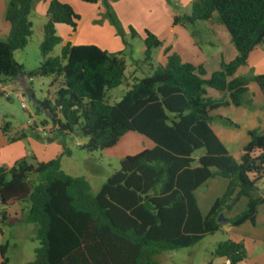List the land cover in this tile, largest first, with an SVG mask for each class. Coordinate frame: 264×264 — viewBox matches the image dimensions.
<instances>
[{
  "label": "trees",
  "instance_id": "obj_1",
  "mask_svg": "<svg viewBox=\"0 0 264 264\" xmlns=\"http://www.w3.org/2000/svg\"><path fill=\"white\" fill-rule=\"evenodd\" d=\"M101 1L114 22L110 3ZM32 2L6 0L4 20L9 32L0 39V83L25 75H53L56 83L61 78L54 98L38 101L36 110L46 113L57 135L86 137L82 147L88 151L112 147L129 131L144 135L154 146L122 157L119 168L95 194L85 178L61 169L60 156L38 161L29 155L11 166L0 165L1 223L37 227L39 245L27 264H156L155 255L161 251L191 247L220 230L218 217L241 196L247 198L245 209L228 223L254 221L262 201L257 184L264 176V130L247 129V141L235 159L210 123H233L222 113L238 117L243 103H264V73L235 75L251 50L264 42V0H195L190 14L173 18L174 24L193 23L216 14L226 27L236 56L222 61L207 78L193 52L178 42L164 46L153 66L152 52L162 41L144 30L143 59L132 61L145 66L149 74L134 77L112 104L108 92L126 79L125 54L92 44L62 43L56 25L66 24L74 31L80 18L68 3L48 2L38 66L25 72L15 60L14 51L23 48L32 34ZM131 34L137 33L131 28ZM59 44L60 54L51 56ZM251 83L255 92H249ZM209 88L216 97L208 93ZM9 125L2 124L4 134ZM25 136L21 131L7 140ZM196 151L201 153L195 156ZM216 175L228 184L203 216L194 190ZM21 202L27 207L18 216L7 217L6 208ZM6 248L7 243L0 244V264H9ZM212 254L236 264L246 251L243 243L225 239L216 243Z\"/></svg>",
  "mask_w": 264,
  "mask_h": 264
},
{
  "label": "rangeland",
  "instance_id": "obj_2",
  "mask_svg": "<svg viewBox=\"0 0 264 264\" xmlns=\"http://www.w3.org/2000/svg\"><path fill=\"white\" fill-rule=\"evenodd\" d=\"M168 1L172 3L174 8L176 7V12L181 14L179 16H183L184 13L190 14V3H185L183 0ZM110 7L114 15V22L106 15L105 6H103V13L99 17L103 26H105L103 28L105 31L109 32L110 29L115 31L120 44L114 48H119L116 50L123 52L127 61V68L125 70L126 79L118 87L108 92L107 101L112 104L120 100L124 92L129 88L133 72L138 77L149 74L145 66L135 65L133 61L141 63L143 59L144 30L149 31L150 28L151 30H160L159 27L164 20L161 18V20L157 21L152 18V15L154 17L162 13V7L159 3L148 4V2L146 3L143 0H114V3H110ZM29 18L33 24L32 34L27 44L23 48L15 50L13 54L15 60L23 65L25 72L35 69L41 61L39 46L43 38L42 26L44 18L38 14L36 15V13L30 15ZM131 28L137 33L135 36H132ZM189 29L190 33L192 34L193 32L199 39L204 38L206 34L205 30L196 34L195 28L190 26ZM149 32L152 33L151 31ZM60 49L61 45H56L50 52V55L58 56ZM161 49L162 47L159 46L152 52L153 66L159 60ZM130 63L133 65L131 69L129 68ZM32 78V81H28L25 78L28 91L24 90L19 81H16L14 84L3 83L14 94L22 91L26 99V108H22L19 99L14 94H12L10 99L0 96V129L4 122L10 123L7 133L4 134L2 132L5 138L7 136H14L21 131H24L28 136H34L35 125L48 126L51 124L44 111L36 110V105L43 98L53 99L57 85L62 79L57 78L56 83L53 82V75H36L32 76ZM250 89L253 90V86H250ZM244 98L247 99V95ZM251 105L243 103L241 106L242 114L238 119L231 117L228 113H223V116L233 123L220 120H214L210 123L213 132L236 159H238L237 153L240 146L246 141V128L258 127L257 116L260 129L258 130L263 131L264 123L261 124V122L264 120V112L261 111L262 106L258 104L257 108H255L254 103ZM253 113L257 114V116L253 115ZM43 121H45V124H43ZM35 135L42 137L39 134ZM47 135L46 139L54 138L56 145H59L62 150L67 149L69 151L60 154L61 169L73 177L85 178L93 194L97 193L102 183L112 172L119 168V161L122 157L135 154L143 149H150L154 146V143L150 139L132 131L124 134L121 141L116 145L93 151H88L82 147L87 139L80 134H67L63 138L57 135L54 130H51ZM28 149L30 148L28 147ZM200 153L201 151H196L194 155L196 156ZM33 178L35 180L36 176H33ZM263 184L264 176L258 181L257 186H262ZM1 226L3 234L1 235L0 243H7L6 256L9 258V264H27L32 261L35 249L39 245L36 238V225L33 223L15 222L12 224H2ZM223 238H225L224 234L218 230L213 236L212 234L207 235L191 247L175 251H161L155 255L156 264H199V262L210 258V252L214 250L216 245L215 242H219Z\"/></svg>",
  "mask_w": 264,
  "mask_h": 264
},
{
  "label": "crops",
  "instance_id": "obj_3",
  "mask_svg": "<svg viewBox=\"0 0 264 264\" xmlns=\"http://www.w3.org/2000/svg\"><path fill=\"white\" fill-rule=\"evenodd\" d=\"M49 1L50 0H33L31 15L36 13V15L38 14L43 17L45 22V12ZM59 1L70 4L80 17L77 28L74 31L66 24L56 25V32L61 37L62 43L69 42L71 45L92 44L108 52H118L116 49L119 48L114 47L116 45L117 47L119 46V38L116 37L113 29H110L109 32L103 29L105 26H103L99 17L103 13V4L101 0L96 3H88L82 0ZM107 1L109 3H114V0ZM143 1H146V3L148 2V4H161L162 15H155V18L152 15L154 20L159 21L161 18L164 20L159 27L160 30H151V28L149 30L162 41L161 47L163 48L166 45L178 42L187 49L191 50L195 60L200 62L203 66L204 78L209 77L214 71H216L222 61L228 62L236 56L237 50L230 40V35L224 24L216 17V14H213L211 18L206 20H197L193 23L174 24L173 18L181 14L176 12L177 9L172 6V3L169 1L167 2V0ZM193 1L195 0H183V2L190 3V5H192ZM5 7L6 0H0V39L7 37L9 32V27L4 20ZM190 26L195 28L194 30L196 31V34L205 30L206 34L204 35V38L199 39L193 32L191 34V31H189ZM132 66V63H130L129 68L131 69ZM247 73H264V42L251 50L246 64L238 67L235 75H243ZM134 77L138 76L133 72L131 78L133 79ZM16 81H19L21 85L20 78L18 80L6 82L14 84ZM250 86H253V90L250 89ZM255 89V85L251 83L249 85V91L255 92ZM208 93L212 96H217L216 91L213 89L209 88ZM253 103L255 108H257L258 104L261 105V111L264 112L263 102L255 101ZM238 112V117H234L231 112L228 111L223 113H228L231 117L238 119L242 114V107L239 108ZM253 115L257 116L255 113H253ZM258 120L257 116L258 127H247L246 130L249 128L259 129ZM263 123L264 120L261 124ZM46 137H38L35 134L34 136H28L26 134V136L22 139L9 142L7 138L4 137L0 129V165L11 166L16 160L29 155H33L38 161H48L52 158L60 156L63 152L61 147L56 145L54 138L46 139ZM246 141L240 146L239 152L237 153L238 157L240 155L241 148ZM27 146L30 149H28ZM227 184L228 180L226 178L216 175L206 179L198 188L194 190V196L198 208L203 216L207 214L215 199L223 194ZM258 193L262 201L257 205L253 222L246 220L237 226H233L228 223L229 219L236 217L245 209L247 198L244 196L239 197V199L232 204L229 210L222 212L223 218L227 219V221H222L220 228V231L225 236L222 240L231 239L235 242H241L245 247V258L236 264H264V184L262 186H258ZM27 205L28 204L26 202H21L8 206L5 210L7 217L18 216L21 213V210L25 209ZM2 224L4 223H1L0 221V238L3 234ZM214 234H212V236ZM212 253L213 250L210 252V258L199 262V264H225L226 258L213 256Z\"/></svg>",
  "mask_w": 264,
  "mask_h": 264
},
{
  "label": "built area",
  "instance_id": "obj_4",
  "mask_svg": "<svg viewBox=\"0 0 264 264\" xmlns=\"http://www.w3.org/2000/svg\"><path fill=\"white\" fill-rule=\"evenodd\" d=\"M25 78H27L28 81H32L33 78L32 77H26V76L24 78H20L22 87L24 88L25 91H27V85H26ZM0 92L6 98H11L12 94H14L11 91H9L3 83H0ZM14 95L19 99L21 107L26 108V99L24 97L23 92L21 91V92L15 93ZM53 128L54 127L52 124H50L48 126L35 125L34 126V133L39 134V136L46 137V136H48L47 135L48 132H50ZM225 264H229L228 259H226Z\"/></svg>",
  "mask_w": 264,
  "mask_h": 264
},
{
  "label": "water",
  "instance_id": "obj_5",
  "mask_svg": "<svg viewBox=\"0 0 264 264\" xmlns=\"http://www.w3.org/2000/svg\"><path fill=\"white\" fill-rule=\"evenodd\" d=\"M218 220H220V221H227L226 218H223V215L222 214H220V216L218 217Z\"/></svg>",
  "mask_w": 264,
  "mask_h": 264
}]
</instances>
